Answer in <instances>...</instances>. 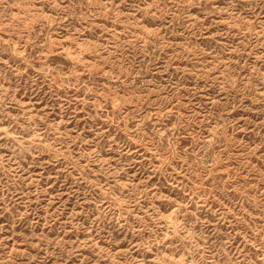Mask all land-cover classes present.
<instances>
[{"label":"rangeland","instance_id":"374dc122","mask_svg":"<svg viewBox=\"0 0 264 264\" xmlns=\"http://www.w3.org/2000/svg\"><path fill=\"white\" fill-rule=\"evenodd\" d=\"M0 264H264V0H0Z\"/></svg>","mask_w":264,"mask_h":264}]
</instances>
